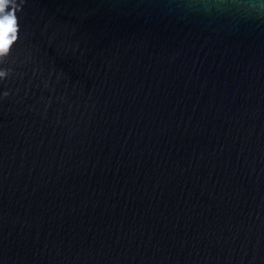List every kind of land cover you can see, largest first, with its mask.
I'll list each match as a JSON object with an SVG mask.
<instances>
[{
    "label": "water",
    "instance_id": "1",
    "mask_svg": "<svg viewBox=\"0 0 264 264\" xmlns=\"http://www.w3.org/2000/svg\"><path fill=\"white\" fill-rule=\"evenodd\" d=\"M4 3L0 264H264V0Z\"/></svg>",
    "mask_w": 264,
    "mask_h": 264
},
{
    "label": "snow or ice",
    "instance_id": "2",
    "mask_svg": "<svg viewBox=\"0 0 264 264\" xmlns=\"http://www.w3.org/2000/svg\"><path fill=\"white\" fill-rule=\"evenodd\" d=\"M11 7H14V4H10L9 8H11ZM5 11L6 12L9 11V9H5ZM17 25H18V20L15 17L14 20L13 19L11 20L10 30L7 33H5L2 37V40H3L2 45H3V49H4V54L8 53L10 50L11 51L15 50L14 48L10 47L14 43V39H9V36L13 33H18L19 29H18Z\"/></svg>",
    "mask_w": 264,
    "mask_h": 264
},
{
    "label": "clouds",
    "instance_id": "3",
    "mask_svg": "<svg viewBox=\"0 0 264 264\" xmlns=\"http://www.w3.org/2000/svg\"><path fill=\"white\" fill-rule=\"evenodd\" d=\"M9 3H4L0 5V12H3V20L0 22V44L3 43L2 37L5 33H7L11 28V20L12 17L10 15L11 8H9ZM5 9H9V11H5Z\"/></svg>",
    "mask_w": 264,
    "mask_h": 264
}]
</instances>
